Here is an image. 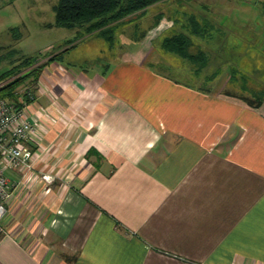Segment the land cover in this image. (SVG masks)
<instances>
[{
  "label": "crops",
  "instance_id": "obj_1",
  "mask_svg": "<svg viewBox=\"0 0 264 264\" xmlns=\"http://www.w3.org/2000/svg\"><path fill=\"white\" fill-rule=\"evenodd\" d=\"M192 1L224 27L252 25L257 42L208 86L162 43L117 47L45 23L58 37L25 106L38 124L32 168L7 171L17 186L0 221V264H264V91L249 100L224 77L250 65L264 82V0ZM95 39L108 44L103 57L70 53Z\"/></svg>",
  "mask_w": 264,
  "mask_h": 264
},
{
  "label": "rangeland",
  "instance_id": "obj_2",
  "mask_svg": "<svg viewBox=\"0 0 264 264\" xmlns=\"http://www.w3.org/2000/svg\"><path fill=\"white\" fill-rule=\"evenodd\" d=\"M198 1L203 2V0ZM53 2L56 4L57 0H0V74L7 69H19L20 64L27 57L42 56L55 51V48L52 47L44 48L48 44V40H54L58 37L56 30L45 27V23L52 21L54 17L51 7ZM247 2L252 4L251 1ZM179 3L188 5V8H184ZM257 9L256 6L252 5H250V8H244L245 12L251 11L252 16H255ZM191 10H197L195 17L192 16L193 12ZM230 10L222 12L223 14L231 13V15H234L233 11ZM204 11L206 9L199 6L193 7L192 0H161L150 5L144 11L126 16L121 22L113 21L110 28L104 29L107 35L104 36L108 38L111 34L109 39L114 38V42L118 44L117 47H121L120 44L127 41L133 42L139 38L160 46L166 36L174 34L187 35L190 40L187 53L192 57L184 58L185 64L178 68L195 73L198 79L196 85L208 86L209 83L204 82L206 79L215 78L227 62H236V59L237 62L245 61L246 55L252 54L253 44L256 49L257 42L250 40L251 36H255L254 34L246 33L248 31L246 27L250 24H243L244 27L238 24V27L241 28L235 30L230 28L233 25H230L229 16V22L226 23L227 27H224V18L218 17L216 20L209 12ZM252 19L254 22L257 21L255 17ZM225 28H227L229 34L225 31ZM107 29H110L111 32ZM95 40V45H91V40L84 41L81 44L82 47H79L80 49L75 48L70 53H81L80 56L86 53H97L100 57H103L108 49V44L104 39ZM222 40L226 42L223 48L221 47ZM172 54L176 55L173 52L165 51L164 57L171 58ZM90 64L92 62L88 61V65ZM88 65L86 66L89 67ZM251 70L256 73L258 68L250 65H231L230 70L229 68L225 69L224 77L229 76L232 80H236L237 83L231 82V84L235 87L237 84L243 87L247 91V95H250L248 99L256 101L258 98L257 93L261 94L263 92L264 82L257 81L258 76L251 74ZM256 74L259 75V73ZM263 77L261 75L260 78ZM35 85L36 80L33 77H28L10 89L14 95L29 97V94L24 95V93L27 92V87L34 89ZM16 87L21 91H18ZM29 99L31 100V98ZM29 99L27 100L30 101ZM13 100L16 101L17 98ZM19 101L22 100L19 99Z\"/></svg>",
  "mask_w": 264,
  "mask_h": 264
},
{
  "label": "trees",
  "instance_id": "obj_3",
  "mask_svg": "<svg viewBox=\"0 0 264 264\" xmlns=\"http://www.w3.org/2000/svg\"><path fill=\"white\" fill-rule=\"evenodd\" d=\"M159 1L161 0H58L53 6L54 23L65 28L83 29L79 36L94 33L111 41L112 38L109 39L111 34L108 38L105 37L104 29L110 28L113 21L121 22L126 16L144 11L147 7ZM107 30L110 31V29ZM189 41L187 35L174 34L163 38L162 47L184 58H191L192 56L187 53ZM44 57L45 55L27 57L20 64L19 69H8L0 75V81H4L1 95L8 97L14 95L11 89L28 77H33L37 81L40 69L45 64L44 61H39ZM59 58V54H56L47 60H58ZM262 90L264 91V89ZM16 96L14 95L12 99H16ZM23 97L25 100L28 99V97ZM259 99L261 100V98H257L256 101Z\"/></svg>",
  "mask_w": 264,
  "mask_h": 264
},
{
  "label": "built area",
  "instance_id": "obj_4",
  "mask_svg": "<svg viewBox=\"0 0 264 264\" xmlns=\"http://www.w3.org/2000/svg\"><path fill=\"white\" fill-rule=\"evenodd\" d=\"M3 84L4 81H0V221L7 213L8 201L17 186V182L8 176L7 171L32 168L34 152L27 144L38 128L36 120L29 119L25 113L28 100L23 96L19 97L18 101L2 96ZM26 91V94H29L28 99L32 100V89L27 87ZM40 180L51 183L54 176L41 172Z\"/></svg>",
  "mask_w": 264,
  "mask_h": 264
}]
</instances>
